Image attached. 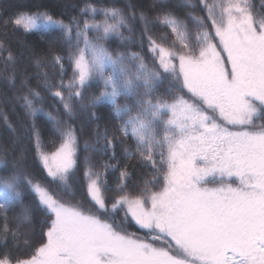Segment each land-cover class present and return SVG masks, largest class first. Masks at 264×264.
Segmentation results:
<instances>
[{
    "label": "snow or ice",
    "instance_id": "snow-or-ice-1",
    "mask_svg": "<svg viewBox=\"0 0 264 264\" xmlns=\"http://www.w3.org/2000/svg\"><path fill=\"white\" fill-rule=\"evenodd\" d=\"M185 7L184 18L163 0L152 6L154 16L139 12L152 67L139 53L113 52L105 45L111 36L130 39L121 29L132 31L129 20L137 12L131 5L125 14L86 3L80 9L83 19L72 17L67 23L39 10L0 19L5 32L9 26L26 33L59 28L73 67L65 83V57L49 49L60 79L53 83L46 72L38 74L67 117L62 119L59 109L46 112L59 140L58 145L51 141L53 151L35 123L45 111L44 97L31 86L26 70L21 78L16 99L32 120L34 159L51 180L38 179L23 153L0 174V264H264V12L251 0H186ZM98 15L103 19L97 20ZM152 25L170 30V45L149 34ZM0 59L6 79L13 81L16 55L3 42ZM41 63L36 59L37 68ZM93 82H102L103 91L86 97ZM165 82L169 87L158 93ZM121 96L133 104H118ZM101 104H110L121 121L120 137L107 130L101 135L97 128L95 143L84 142L85 151L111 153L103 171L84 158L91 204L86 209L65 199L74 197L71 180L79 167L77 129L71 121L77 106L95 117L91 110ZM4 121L12 128L6 115ZM117 139L135 141V150L125 148V156L151 168L152 180L133 181L129 165L111 163L117 159ZM6 154L0 148V164ZM108 169L119 173L110 201L105 195ZM26 194L34 195L46 219L39 243L25 240L31 251L24 252L20 227L31 219L23 204ZM16 204L22 210L10 217ZM133 222L146 230L145 236L127 230Z\"/></svg>",
    "mask_w": 264,
    "mask_h": 264
},
{
    "label": "trees",
    "instance_id": "trees-1",
    "mask_svg": "<svg viewBox=\"0 0 264 264\" xmlns=\"http://www.w3.org/2000/svg\"><path fill=\"white\" fill-rule=\"evenodd\" d=\"M86 3L94 5L97 9L116 7L124 10L125 14L129 13V5H131L137 12V18L135 20H129V26L132 28V31L129 32L127 29H121L124 36L130 39L124 41L118 36H111L105 41V45L113 52L139 53L145 57V62L148 63L149 67H152V53L148 51L147 37L145 36L143 41L141 40L144 24L143 21L139 19V12L144 10L149 17L154 16L155 10L152 6L157 5L158 7L160 0H0V19L14 17L17 13L21 12H36L39 10L41 12L46 11L55 19H62L67 23L72 17L83 19V17L80 16V9L85 7ZM251 3L256 10L264 12V0H251ZM163 4L181 18H184L185 12L189 11V9L185 7L186 0H163ZM197 14L202 13H199V10H197ZM88 18L91 19V15H89ZM96 19L101 20L103 17L98 15ZM187 22L190 30L195 32L196 28L192 21L189 20ZM149 34L152 35L157 42L164 43L165 46L170 45L171 41L174 39L170 30L160 25L150 26ZM165 34L167 35V39L163 38ZM90 35H94V33H90ZM0 42H3L16 55L15 64L18 70L16 78L9 82L6 79L7 73L3 72L4 61L0 59V148L7 149L4 161L0 164V174H6L7 171L12 168L15 159L23 153L27 158L29 170L43 183L50 184L51 178L47 177V173L43 170L42 165L34 159V137L31 131L32 120L25 115L22 101L17 100L16 96L20 94L21 78L26 70L29 83L33 88H37L44 97L42 107L45 111L37 114L35 123L37 129L41 133L44 143L47 145V150L53 151L56 145L52 144L51 141L56 140V144L58 145L59 140L52 133V122L47 117L46 112L51 111L53 114H56V110L59 109L61 118L67 119V117L64 116L63 107L59 99L50 95L43 87L42 76L38 74L46 72L53 83H56L60 79L56 74V69L53 67V61L49 55V49H52L65 57L63 61L65 69L63 78L65 83L71 79L73 67L70 66V62L67 59V42L64 40L62 31L55 26H49L27 33L22 29H16L14 26H9L6 32L0 27ZM4 55L6 56L7 53H4ZM36 59L42 61L39 68H37L35 64ZM167 87H169V85L165 82L158 89V93H163ZM55 90L57 89H53V91ZM59 90L64 91V89ZM24 91H26V89H24ZM101 91H103V83L93 82L85 95L86 97H91L93 95H99ZM117 103L121 105L126 103L131 105L133 104V99L121 96L117 98ZM91 111L95 112V117H91L87 112H81L77 106V110L71 121L77 129L79 167L71 180L74 197H65V199L70 200L73 204H82L86 209L91 207V204L86 194V181L83 177L84 158L86 156L90 157L91 163L95 166V170L103 171L102 164L109 161L111 153L103 154L99 151H93L92 149L85 151L84 142L89 141L90 143H95L97 128L101 135L107 130L109 136L115 135L120 137V133H118L116 129L121 123L120 120L115 118L110 104L98 105ZM5 115L8 117V122L11 123L12 128H9L8 124L5 123ZM126 118L127 117H125V119ZM13 128H15V132ZM121 139L124 138L121 137ZM114 143L117 159L111 161V163L118 162L121 168L126 164L129 165L128 170L132 172L133 181L141 178L152 180L151 168H142L137 158L134 157L132 160H128L125 156V148L129 151L135 150L134 140L125 139L124 143H121L120 139H117ZM133 165L135 166L134 168ZM144 173H147V175H143L142 177ZM105 175L109 189L105 195L110 201L116 195L114 189L119 173L116 170L108 169ZM50 186L54 191L56 190V185L51 184ZM140 186L143 187L142 182ZM158 187L159 186H157V188ZM128 190L136 191L132 189L131 186ZM23 204L29 207L31 213V219L22 222L20 227V248L24 252H27L31 251V249H25V240H32L37 244L39 243L42 227L41 221L46 219V217L34 195L26 194ZM21 210L22 206L16 204L10 209L8 215L12 217L19 214ZM127 230L141 237L146 235V230L140 229L134 222Z\"/></svg>",
    "mask_w": 264,
    "mask_h": 264
}]
</instances>
